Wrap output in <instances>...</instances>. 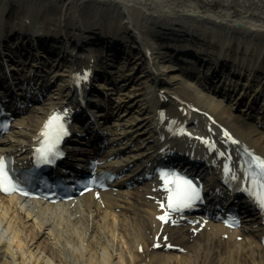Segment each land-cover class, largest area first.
I'll list each match as a JSON object with an SVG mask.
<instances>
[{
    "label": "bare ground",
    "instance_id": "bare-ground-1",
    "mask_svg": "<svg viewBox=\"0 0 264 264\" xmlns=\"http://www.w3.org/2000/svg\"><path fill=\"white\" fill-rule=\"evenodd\" d=\"M161 31L181 69L194 63L188 75H167ZM207 54L214 66L204 73ZM0 56V84L12 75L3 87L17 112L0 158L24 163L53 113L69 124V107L60 169L84 168L74 159L86 141L125 172L112 189L69 200L0 188V264H264V208L250 175L253 155L264 157V0H0ZM197 67L204 74L194 81ZM242 115L253 121L242 126ZM171 147L174 160L193 159L180 166L205 187L246 191L253 213L242 227L226 225L219 196L207 195L202 212L168 207L158 161Z\"/></svg>",
    "mask_w": 264,
    "mask_h": 264
},
{
    "label": "snow or ice",
    "instance_id": "snow-or-ice-1",
    "mask_svg": "<svg viewBox=\"0 0 264 264\" xmlns=\"http://www.w3.org/2000/svg\"><path fill=\"white\" fill-rule=\"evenodd\" d=\"M87 71V70H86ZM85 78H87L85 76ZM44 143L39 149L38 162L47 160L49 163L55 161L51 157L55 155H63V152L59 151L57 145L62 139L63 135L67 134V127L64 123L61 113H53L49 117L43 128ZM231 135L230 133H226ZM223 155V153H221ZM254 163L258 166V172H252V182L254 189L257 187V176L260 177L259 185L264 186V157L254 156ZM164 178L163 187L170 189L167 205L170 208H183L191 206L193 199L199 198V190L187 177H180L178 173H169L168 170H162L161 172ZM171 177V179H170ZM0 188L5 192L12 190H19L16 181L12 178V175L8 171L7 161L4 158H0ZM253 195L259 200L260 204L264 206V187L259 190H253ZM161 208L165 207V202H160ZM168 213L165 212L160 216L161 220H167Z\"/></svg>",
    "mask_w": 264,
    "mask_h": 264
},
{
    "label": "rangeland",
    "instance_id": "rangeland-1",
    "mask_svg": "<svg viewBox=\"0 0 264 264\" xmlns=\"http://www.w3.org/2000/svg\"><path fill=\"white\" fill-rule=\"evenodd\" d=\"M7 18L9 20L13 21V22L16 20V18H17V6L16 5H13V7H12V16L10 15ZM165 32L166 31H161L160 32L161 34H160V39H159L160 41L159 42H160L161 50L164 51L163 55L166 57L165 59H162V63H164V65L167 66V67H165V68L168 69L167 75L169 77L172 76V74L174 76L178 75L179 77H183L185 75H188L189 67L192 68V66L194 65V63H191L192 62L191 61L190 63H188L187 66L185 65L181 69V65L179 64V59H177V58H175L173 56L175 53H178V52H175L174 53V51H172L170 49V47L173 46V41L171 39V34H167ZM236 50H237V47L234 46L231 52L232 53H235ZM106 52H107V48L105 46H103V45H99L98 48L95 51V54L99 58H103L105 56ZM169 53H171V54L169 55ZM192 58L194 59V57H189V59H192ZM167 59H169V60H167ZM208 60H210V63H208ZM205 63H207V66L205 67L206 70H205L204 73L208 72L209 70H212V67L214 66V60L211 59V57L208 56V54H207V56H205ZM173 66H177V67H179V69H177V70L176 69H173L172 68ZM196 66H198V65L196 64ZM223 70H225V72H222V73H225V74H229L231 72L227 68H224ZM194 71H195L196 75L192 76V80H194V81L195 80H198L199 81L200 78H201L200 75H203L204 73L202 72V74H200V70L198 69V67L196 69H194ZM239 119H240L239 120L240 121V124L242 126H247V125H249V123H251L253 121V120H250L247 116H244V115H242V117L239 118ZM151 246H152V243H150V247ZM175 251H177L178 253L179 252L182 253V251H179L177 249H175Z\"/></svg>",
    "mask_w": 264,
    "mask_h": 264
}]
</instances>
